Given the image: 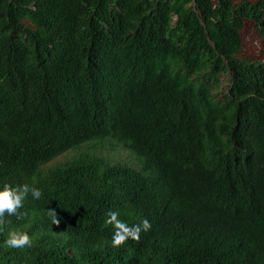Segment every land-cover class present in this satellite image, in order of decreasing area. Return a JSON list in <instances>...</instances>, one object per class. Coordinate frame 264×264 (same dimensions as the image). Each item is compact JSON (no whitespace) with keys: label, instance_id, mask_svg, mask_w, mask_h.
Instances as JSON below:
<instances>
[{"label":"trees","instance_id":"obj_1","mask_svg":"<svg viewBox=\"0 0 264 264\" xmlns=\"http://www.w3.org/2000/svg\"><path fill=\"white\" fill-rule=\"evenodd\" d=\"M245 21L264 42V0H0V190L42 191L5 215L0 264H264ZM109 211L151 230L113 247Z\"/></svg>","mask_w":264,"mask_h":264},{"label":"clouds","instance_id":"obj_2","mask_svg":"<svg viewBox=\"0 0 264 264\" xmlns=\"http://www.w3.org/2000/svg\"><path fill=\"white\" fill-rule=\"evenodd\" d=\"M36 200L42 197V191L30 186L27 183L22 185L13 186L5 183L0 190V227L5 225V215L16 216L17 219H24L27 215L26 212L20 210L24 207V201L29 195ZM48 215L52 219L53 225L59 226V218L55 210H49ZM118 211H109L105 223L114 228L111 244L113 247L119 248L124 246L128 240L139 241L142 232L151 230V223L148 219H143L140 223L129 226L126 222L122 221ZM31 237L26 232L14 231L10 232L8 238L4 242L6 248H24L31 247Z\"/></svg>","mask_w":264,"mask_h":264},{"label":"rangeland","instance_id":"obj_3","mask_svg":"<svg viewBox=\"0 0 264 264\" xmlns=\"http://www.w3.org/2000/svg\"><path fill=\"white\" fill-rule=\"evenodd\" d=\"M241 56L264 62V42L257 36L255 26L250 21H245L241 30ZM125 151L116 152V156L125 159Z\"/></svg>","mask_w":264,"mask_h":264}]
</instances>
